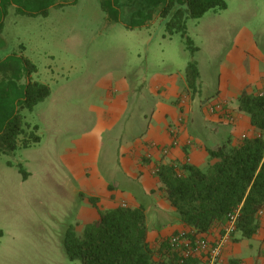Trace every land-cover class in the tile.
<instances>
[{"label": "rangeland", "instance_id": "1", "mask_svg": "<svg viewBox=\"0 0 264 264\" xmlns=\"http://www.w3.org/2000/svg\"><path fill=\"white\" fill-rule=\"evenodd\" d=\"M226 3V9L189 18L185 34L172 36L162 17L151 21L123 13L118 21L108 18L104 7L111 0L66 2L50 7L47 15L21 14L8 6L0 28V79L5 68L16 70L17 77L0 84L8 90L4 105L9 113L19 111L28 132L37 126L41 140L0 155V264H82L68 258L64 240L69 228L80 232L86 224L80 216L88 195H75L80 181L70 179V158H63L70 142L89 131L82 114L89 111L92 96L105 92L107 79L126 75L135 89L132 101L140 93L152 98L148 87L154 73L179 79L195 61L202 74L199 103L210 97L225 68L237 65L239 71L247 70L251 56L242 53L247 44L264 56V0ZM26 60L37 68L29 78L51 90L33 110L17 105L29 70ZM144 79L149 81L146 85ZM231 115L234 124L237 117ZM262 241L260 236L251 238L242 258L257 256Z\"/></svg>", "mask_w": 264, "mask_h": 264}, {"label": "crops", "instance_id": "2", "mask_svg": "<svg viewBox=\"0 0 264 264\" xmlns=\"http://www.w3.org/2000/svg\"><path fill=\"white\" fill-rule=\"evenodd\" d=\"M120 4V16L123 13L132 19L145 16L151 21L160 18L159 8L140 7L144 0H120ZM130 4H136L137 8L127 6ZM107 17L110 18L108 12ZM249 45L242 50L243 55L251 56L247 70L239 71L237 65L225 68L218 74L210 97L200 99L199 103H196V97L202 91V74L198 64L200 77L195 96L188 88L186 73L179 79L154 73L148 87L152 98L140 93L134 101L131 95L135 89L126 75L118 80L113 77L105 81L102 85L105 92L92 96L89 111L82 114L89 131L70 142L63 158H70V179L81 184L78 183L75 195H88L81 206V209L86 208L80 216L81 221L96 220L98 208L143 205L148 215L152 244L185 231L175 208L160 190L162 184L155 170L169 164L178 165L180 171L186 164L204 168L209 163L208 147L230 139L237 142L240 135L253 134L249 118L239 111L237 103L242 92L264 89V56L254 44ZM147 81L144 79L145 85ZM209 103H221L223 108L211 114ZM232 113L237 117L234 124L229 119ZM226 125H233L230 131L225 129ZM175 140L179 144L174 145ZM163 147L169 149L168 153L162 152ZM91 197L97 199L98 208L89 201ZM261 222L255 235L263 240L257 256L243 259L245 249L251 246V238L240 239L235 235L224 248L223 264L230 259H239L241 264H264V212ZM221 234V228L216 227L201 237L215 240Z\"/></svg>", "mask_w": 264, "mask_h": 264}, {"label": "trees", "instance_id": "3", "mask_svg": "<svg viewBox=\"0 0 264 264\" xmlns=\"http://www.w3.org/2000/svg\"><path fill=\"white\" fill-rule=\"evenodd\" d=\"M75 1L0 0V28L1 19L10 5H14L21 14L47 15L50 7ZM120 6V0H111V4L104 8L110 18L118 21ZM140 7L159 8L160 17L166 20V31L172 36L178 32L185 34L189 18L199 19L211 9H226L227 3L226 0H144ZM187 45L192 47L189 38ZM26 62L29 70L23 99L17 105L33 110L50 95L51 90L49 86L29 78L37 68ZM16 73L13 68H5L0 84L17 77ZM185 73L188 88L195 92L200 77L197 63L189 62ZM7 97L8 90L0 88V155L15 151L19 146L30 147L41 140L35 132L37 126L28 132L19 111L9 113L4 105ZM237 103L239 111L249 118L253 134L237 142L230 139L208 147L209 163L205 168L190 164L184 165L181 171L176 164L160 167V190L175 208L189 239L195 240L216 227H220L222 232L229 213L238 208L240 214L235 234L238 232L240 239L254 237L261 228V214L264 212V89L261 92H242ZM89 201L98 208L96 198L91 197ZM98 213L99 217L86 223L80 232L75 228L68 229L64 248L69 259L80 260L82 264H201L198 258L185 257L173 249L168 239L151 243L148 215L143 205L98 208ZM224 264H241V261L230 259Z\"/></svg>", "mask_w": 264, "mask_h": 264}, {"label": "built area", "instance_id": "4", "mask_svg": "<svg viewBox=\"0 0 264 264\" xmlns=\"http://www.w3.org/2000/svg\"><path fill=\"white\" fill-rule=\"evenodd\" d=\"M223 105L221 103H215L211 105L210 112L217 113L221 111ZM230 121H234V116L229 115ZM174 145L179 144L177 140L174 141ZM163 153H168L169 149L163 147ZM160 168L155 170V173H159ZM123 206H127L124 204ZM240 214V209L229 213L226 225L219 238L215 240L208 239L206 237H197L195 240L186 237L185 232H179L172 235L168 240L171 247L185 257H195L201 261V264H223V251L225 246L232 240L233 235L236 232L237 219Z\"/></svg>", "mask_w": 264, "mask_h": 264}]
</instances>
